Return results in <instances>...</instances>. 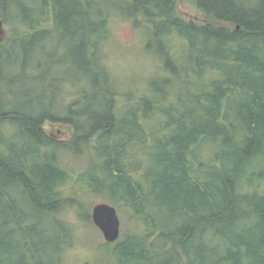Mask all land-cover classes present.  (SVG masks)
I'll return each instance as SVG.
<instances>
[{
	"label": "trees",
	"instance_id": "16d2710c",
	"mask_svg": "<svg viewBox=\"0 0 264 264\" xmlns=\"http://www.w3.org/2000/svg\"><path fill=\"white\" fill-rule=\"evenodd\" d=\"M195 3L206 21L177 0H0V264H64L66 210L95 225L85 192L137 224L106 261L264 264V0ZM114 14L161 63L147 95L112 81Z\"/></svg>",
	"mask_w": 264,
	"mask_h": 264
},
{
	"label": "rangeland",
	"instance_id": "374dc122",
	"mask_svg": "<svg viewBox=\"0 0 264 264\" xmlns=\"http://www.w3.org/2000/svg\"><path fill=\"white\" fill-rule=\"evenodd\" d=\"M177 7L180 14L189 20L204 22L207 19L195 0H177ZM8 30V27L2 24L0 36L3 40L9 35ZM145 30L142 27L137 28L130 18L122 14H114L110 22L111 35L104 44V51L107 54L106 65L111 73L112 81L121 92H124L123 98H127L131 91L138 93V95L149 94V81L157 76L161 66L156 57L146 50L148 38H146ZM174 41L176 42L177 39ZM63 86L65 88L64 94L68 100L73 95L77 96L78 85L73 86L65 83ZM121 103L124 102L121 101ZM45 128L59 139L67 138L70 135L69 127L62 123L48 122ZM81 164L79 163L77 166ZM75 191H80V187L78 183L72 181L68 185L67 192L75 193ZM100 200H104V198L87 192L82 193L79 197V201L91 209ZM118 212L122 221V234L134 231L137 224L131 212L126 208L118 209ZM63 217L75 230L74 245L66 249L63 255L64 264H114L111 261H106L108 254L103 248V243H106V240L96 225L87 224L80 220L73 209L66 210Z\"/></svg>",
	"mask_w": 264,
	"mask_h": 264
},
{
	"label": "water",
	"instance_id": "95a60500",
	"mask_svg": "<svg viewBox=\"0 0 264 264\" xmlns=\"http://www.w3.org/2000/svg\"><path fill=\"white\" fill-rule=\"evenodd\" d=\"M2 23H0L1 33ZM2 40L0 36V41ZM92 218L108 242L117 241L122 234V221L118 209L108 202H101L92 208Z\"/></svg>",
	"mask_w": 264,
	"mask_h": 264
}]
</instances>
